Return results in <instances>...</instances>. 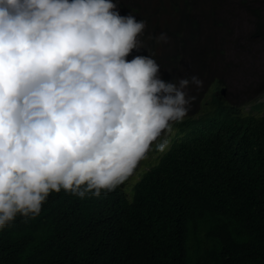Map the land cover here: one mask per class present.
Instances as JSON below:
<instances>
[{"label":"clouds","instance_id":"obj_1","mask_svg":"<svg viewBox=\"0 0 264 264\" xmlns=\"http://www.w3.org/2000/svg\"><path fill=\"white\" fill-rule=\"evenodd\" d=\"M237 12L250 19L249 47L238 37L235 50L250 53L254 17L241 8L229 18ZM145 26L120 15L115 0H0V229L18 215L38 216L49 193L99 197L134 183L162 161L171 139L215 117L238 121L249 111L242 99L264 93H235L229 79L241 71L233 75L228 47L231 73L165 82L153 56L135 52Z\"/></svg>","mask_w":264,"mask_h":264},{"label":"trees","instance_id":"obj_2","mask_svg":"<svg viewBox=\"0 0 264 264\" xmlns=\"http://www.w3.org/2000/svg\"><path fill=\"white\" fill-rule=\"evenodd\" d=\"M115 2L146 22L135 52L153 56L165 82L231 73L224 47L237 9L254 17L250 53L264 47V17L244 0ZM242 101L246 116L171 139L132 184L99 197L49 193L38 216L0 229V264H264V100Z\"/></svg>","mask_w":264,"mask_h":264},{"label":"rangeland","instance_id":"obj_3","mask_svg":"<svg viewBox=\"0 0 264 264\" xmlns=\"http://www.w3.org/2000/svg\"><path fill=\"white\" fill-rule=\"evenodd\" d=\"M257 3V7L264 13V0H252ZM157 0H153L156 3ZM250 21L248 15L245 12H237L234 17L229 18V24L232 28L231 36L229 38L228 48L233 57L237 69L234 70L233 75L236 71H241V75L230 78L235 82V93H238L241 86L249 87L250 90L264 89V50L257 48L252 52V55L247 51L235 50L236 39L240 38V45L244 43V47H249V44H245V30L247 29L248 22ZM239 46V45H238ZM244 53L243 55H241ZM237 73V72H236ZM233 77V76H232ZM245 80V83H243ZM252 82V83H250ZM244 84V85H241ZM252 98L257 97V100L261 99V96L257 93H252ZM148 160H151L150 158Z\"/></svg>","mask_w":264,"mask_h":264}]
</instances>
